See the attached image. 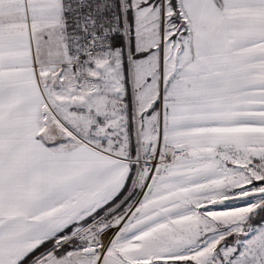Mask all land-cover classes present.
I'll list each match as a JSON object with an SVG mask.
<instances>
[{
    "label": "snow or ice",
    "instance_id": "1",
    "mask_svg": "<svg viewBox=\"0 0 264 264\" xmlns=\"http://www.w3.org/2000/svg\"><path fill=\"white\" fill-rule=\"evenodd\" d=\"M0 264H264V0H0Z\"/></svg>",
    "mask_w": 264,
    "mask_h": 264
}]
</instances>
